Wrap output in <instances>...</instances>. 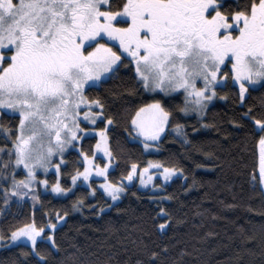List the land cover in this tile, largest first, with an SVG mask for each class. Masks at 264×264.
<instances>
[{
  "label": "snow or ice",
  "instance_id": "1",
  "mask_svg": "<svg viewBox=\"0 0 264 264\" xmlns=\"http://www.w3.org/2000/svg\"><path fill=\"white\" fill-rule=\"evenodd\" d=\"M125 61L134 62L145 88L166 93L183 90L185 103L180 110L184 113L202 114L229 78L233 86L238 84L243 103L250 88H264V0H0V109L19 116L11 146H0V154L7 156L0 155V177L4 183L9 175L11 179L10 186L0 188L5 204L12 196H28L34 183L48 184L47 179H38L36 170H46L55 151L63 155L65 146L80 138V106L88 107L84 119L93 124L105 115L99 99L85 96L86 87L116 72ZM93 105L100 111L92 112ZM243 115L258 135L259 180L264 184V114L258 118L249 109ZM169 117L161 101L154 100L136 110L131 124L155 141ZM107 123H113L111 116ZM175 130L184 135L181 125H175ZM4 131L13 136L11 129ZM99 132L96 148L110 157L107 133L104 128ZM84 160L87 164L91 157L85 154ZM20 166L27 174L17 180L15 169ZM56 169L59 172L60 164ZM107 169V164L85 166L72 181L75 184L79 177L87 181L93 171L106 176ZM136 170L133 164L127 180ZM143 172L140 182L146 184L152 177L146 181ZM178 172L182 170L164 168L162 175L168 180ZM104 188L114 201L124 191L121 184L107 181ZM52 190L68 191L59 180ZM31 196L34 201L39 198L35 193ZM81 204L77 201L74 207ZM158 215L164 220L159 228L164 229L168 213L161 208ZM65 216L67 212L57 213L56 219ZM56 228L51 222L38 226L33 218L8 237L0 233V241L24 238L46 264L38 238L43 236V242L59 250Z\"/></svg>",
  "mask_w": 264,
  "mask_h": 264
},
{
  "label": "trees",
  "instance_id": "2",
  "mask_svg": "<svg viewBox=\"0 0 264 264\" xmlns=\"http://www.w3.org/2000/svg\"><path fill=\"white\" fill-rule=\"evenodd\" d=\"M217 93L219 100L200 117L184 116L179 95L148 93L134 74L132 62L125 61L84 93L104 104L105 115L97 129L105 128L107 117L113 118L106 130L114 162L107 180L124 188L120 201L112 204L102 192L91 195L83 186H76L65 198L40 194L35 203L9 200L5 204L0 192V233L8 237L11 230L33 218L38 226L55 223L59 250L43 242V236L37 245L46 264H264V215L260 214L264 212V184L259 180L258 135L253 122L243 115L249 109L258 118L264 114V88L249 89L242 103L238 87L229 78ZM154 100L161 101L170 117L163 136L154 144L155 151L147 154L133 138L131 120L138 108ZM18 121L17 116L0 113L4 126L0 146H11ZM177 124L184 135L176 132ZM95 143L93 136L84 139L82 152L91 156ZM0 155L7 159L6 154ZM65 157L61 185L68 189L69 179L83 164L77 152ZM150 161L182 172L170 183L157 179L155 188L139 190L134 180ZM133 164L137 170L129 184L126 179ZM4 179L0 177V188L11 185L10 175L7 183ZM77 201L82 202L78 208L74 207ZM161 208L168 213L164 229L159 228L164 222L158 215ZM65 212L63 220L56 219L57 213ZM0 264L44 261L32 247L9 245L5 239L0 241Z\"/></svg>",
  "mask_w": 264,
  "mask_h": 264
},
{
  "label": "rangeland",
  "instance_id": "3",
  "mask_svg": "<svg viewBox=\"0 0 264 264\" xmlns=\"http://www.w3.org/2000/svg\"><path fill=\"white\" fill-rule=\"evenodd\" d=\"M132 65H133L134 74L136 75L137 79L139 80V82L141 83V85L143 86L145 91H147L148 93H160V94H162V95H164L166 97L179 95V98L183 100V103H185V93H184L183 90H175V91H171L170 90V91H168L166 93V92H164V91H162L160 89L150 90V89L145 88L144 85H143L142 80L140 79V77L136 73L134 62H132ZM109 75L110 74H105L100 80L96 81L93 86H98ZM236 86L239 89L238 84ZM257 87H259V86L255 85V86H253V88H250V89H255ZM216 100H219V97H214L212 101L208 102V106H210ZM80 108H81L82 111L80 112L79 116L77 117V119H78V121L80 123V128H79V131H78V135H79L80 138L74 140L73 144L66 145L64 150H63V155H61V153L59 151H55L52 154L51 158H50V165L47 167L46 170L44 168H37V170H36L38 179L41 180V181H43L44 179H47L48 180V184L45 185L43 183H39V184L34 183L33 187L28 190L29 193H30L28 196H25L23 198L12 196L11 199H9V200H18V201L28 200V201H30L32 203H35L37 200L34 201L32 199V196H31L32 193H35L37 196H39L40 194H50L51 196H53L55 198H65L70 193H72V191L74 190V188L76 186H83V187L88 188L90 190L91 195L96 190L102 192L103 195L105 197H107L111 201L112 204H116L117 202L120 201V199L124 195V191L120 194L118 199L114 201V200H112L110 194L104 188L105 182L106 181L109 182L107 180V178H108L107 176H108V173L114 168V162H113L112 155L109 157V156L104 154L103 148H101V149H97L96 148L97 141L100 140V132H99L100 129H97L96 127H97V124L100 121H102L103 119L102 118H97L96 123L93 124L90 120H85L84 119L83 113L89 111L88 107H86L85 105H81ZM98 109H99L98 106L93 105L92 108H91V111L92 112H96V110H98ZM205 110L206 109H204L203 112ZM0 113H7V114H10V115H14V116H17L18 119H19L18 114L12 113L11 110L0 109ZM183 115L184 116L196 115V116L200 117L201 113L197 112V111H190L188 113H183ZM69 119H70V117H69ZM167 126H168V123L165 125L164 131L160 133L159 139L153 141V140H150V139L144 137L143 135H141L136 130L135 126H133L131 124L132 130H133V133H134V137L133 138L137 139L136 141L141 144L142 150L145 153H147V154L148 153H152V152L155 151L156 148H155L154 144H156V142H158L161 139V137L163 136ZM108 127H109V124L107 122H105V128H104L105 131L108 129ZM92 136L96 138V143H95V145L93 147V153L91 154V156H89V157H91V160L88 161L87 164H86V162L84 160L85 154L81 150V144H82L84 139H86L88 137H92ZM130 139H131V141L133 140L132 138H130ZM53 143H55L54 140H53ZM145 144H148L150 146L146 148ZM108 147H109V142H108ZM71 151L77 152L80 155V158H81V161H82V164H83L81 172L84 170L85 166L96 165V166H99V167H104V165L107 164L108 165L107 174H106V176H101L96 171H93L91 173L90 177H89V180L85 181L83 179V177H79L77 179V181L75 182V184L73 183L72 177H71V179H69L70 186H69L67 192H62V193L54 192L52 190V185L54 183H56L57 180H59V182L61 184L62 167H64L65 163H66V157L65 156H66V154H68ZM57 164H60L59 172H57V169H56V165ZM149 164H151L152 166L149 167ZM145 168H147L148 170L146 172H143V170ZM163 170H164V167H161L159 164L150 161L147 164L146 167L139 169L136 179H135V175H133V179L131 181L126 179V182L130 184V182H132L135 179L134 180V184L136 185V188H138L139 190H147V189L155 188L156 183H157V179H160L162 181V183L165 184V183H170L178 175V173H176V174H174L172 176L171 179L165 180L164 176L162 175ZM141 172H143V178L146 181H148V177L149 176H151L152 179L150 181H148L146 184H142L140 182V179H141L140 178V173ZM26 174H27V170L23 169L22 166H20V167L15 169V175H16V179L17 180L23 179L26 176ZM75 174H76V172L73 175H75ZM51 177H54V180L52 182H51ZM93 181H95V182L92 184ZM61 187H62V185H61ZM93 189L95 191H93ZM41 238H38V241L41 240ZM8 244L9 245L25 244V245H28V246L32 247L31 243L29 241H27L26 239H24V238H21L20 240L15 241V242H11V243L8 241Z\"/></svg>",
  "mask_w": 264,
  "mask_h": 264
}]
</instances>
